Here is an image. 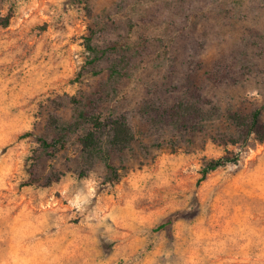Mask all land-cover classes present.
I'll list each match as a JSON object with an SVG mask.
<instances>
[{"label":"rangeland","instance_id":"374dc122","mask_svg":"<svg viewBox=\"0 0 264 264\" xmlns=\"http://www.w3.org/2000/svg\"><path fill=\"white\" fill-rule=\"evenodd\" d=\"M184 90L198 126L143 113ZM257 108L264 0H0V264H264V142L224 143ZM97 115L135 133L117 175Z\"/></svg>","mask_w":264,"mask_h":264},{"label":"trees","instance_id":"16d2710c","mask_svg":"<svg viewBox=\"0 0 264 264\" xmlns=\"http://www.w3.org/2000/svg\"><path fill=\"white\" fill-rule=\"evenodd\" d=\"M6 26L7 23H1ZM194 94H189L185 90L179 94L175 99L165 101L160 106L156 103H144L143 113L148 115H154V124H164L165 130H188L198 124L204 122L206 119V112L204 106L206 103L196 98ZM262 108H257L250 111L246 115H240L236 113H230L228 121L235 129L237 137H230L225 144L230 143L232 145L240 144L244 146L250 137L260 143L264 142V123L261 120ZM89 122V128L86 133L79 138V144L81 146V152L84 154L86 161L91 162L93 155H104L103 160L105 162L106 169L111 174H116L115 167L110 160V154L122 152L135 140V133L127 122L126 118L122 116H115L109 120L102 119L101 116H90L87 120ZM108 137V150L106 154H103V140L102 136ZM61 146V142H58ZM45 147H55L54 143H47L43 141ZM238 161L237 156L232 157H219L216 159L206 160L203 162L200 170L201 177L199 182L203 181L206 176L219 169L227 166L230 163H236ZM117 175V174H116ZM172 221H168L160 228L167 226Z\"/></svg>","mask_w":264,"mask_h":264}]
</instances>
